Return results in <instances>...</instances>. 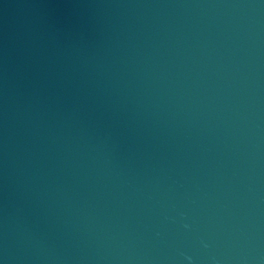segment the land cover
I'll use <instances>...</instances> for the list:
<instances>
[{
    "label": "water",
    "instance_id": "95a60500",
    "mask_svg": "<svg viewBox=\"0 0 264 264\" xmlns=\"http://www.w3.org/2000/svg\"><path fill=\"white\" fill-rule=\"evenodd\" d=\"M0 264H264V0H0Z\"/></svg>",
    "mask_w": 264,
    "mask_h": 264
}]
</instances>
